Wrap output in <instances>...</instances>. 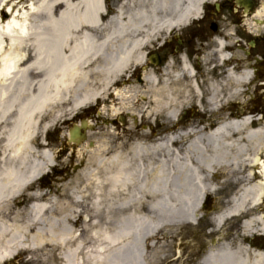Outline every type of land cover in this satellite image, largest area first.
<instances>
[{"label": "bare ground", "instance_id": "bare-ground-1", "mask_svg": "<svg viewBox=\"0 0 264 264\" xmlns=\"http://www.w3.org/2000/svg\"><path fill=\"white\" fill-rule=\"evenodd\" d=\"M118 1L25 0L30 7L21 3L22 8L29 14L11 12L9 28L0 33L10 42L0 48V264L46 246L55 247L58 264H152L158 251L147 256L146 239L176 226L195 225L204 208L202 197L219 192L229 198L204 224L217 231L229 219L241 218L242 238L212 244L199 264H264V248L244 245L245 238L264 231V120L250 127V116L221 117L217 111L220 93L225 90L229 98L239 94L252 81V72L228 68L222 82L207 81L203 87L184 54L178 64L162 66L160 76L152 67L142 75L170 132L156 136L160 127L155 124L134 138L127 152L113 150L119 141L92 144L88 165L79 175L94 191H70L69 202L34 201L22 223L8 220L11 200L54 166L43 146L49 126L39 127L42 116L63 103L72 113L105 98L125 71L144 64L146 47L199 18L206 3L220 0H151L149 11L130 15L123 10L129 0ZM27 37L37 38L34 46L19 48ZM226 44L221 37L214 42L219 66L230 61ZM181 79H187L188 87L181 88ZM126 95L115 92L121 102ZM188 100L210 111L213 127L176 120ZM80 193L90 197V228L84 237H78L74 219ZM102 197L115 218L97 220L93 214L101 209ZM87 234L92 238L87 240Z\"/></svg>", "mask_w": 264, "mask_h": 264}, {"label": "rangeland", "instance_id": "rangeland-1", "mask_svg": "<svg viewBox=\"0 0 264 264\" xmlns=\"http://www.w3.org/2000/svg\"><path fill=\"white\" fill-rule=\"evenodd\" d=\"M37 0H34L36 2ZM253 5L251 8L252 16H259L258 12H261V14L264 13V0H252ZM20 2V3H19ZM129 3L126 4L123 7L124 13L126 15H130L131 13L138 14V13H145L149 11L151 0H129ZM25 4V7H30L28 2H25V0H8V2H5V0H0V33L4 34L7 29L9 28L8 22L11 20L12 15L15 13V11H19L20 15H28L29 13H26L25 7L22 4ZM121 1H118V4H120ZM220 4V8L218 11H216L215 4ZM216 3H206L204 5L207 8L205 11L206 13H209L211 16L212 13L219 16L218 18V35L219 37H222L223 34H231L230 37H236L234 32H236L238 35H241L243 37H248L249 39H255V36H261L264 33V28L260 27L257 28L254 23H249L247 21L239 22L237 18V15L241 13V9L238 8L235 5V0H220ZM20 5V6H19ZM12 12V15H11ZM236 14V16H235ZM202 15V10L201 14ZM18 16V15H17ZM264 17V14L262 15ZM19 17V16H18ZM33 19V17H30ZM36 18H39V16H36ZM262 19L261 17H259ZM200 18H198L195 21H192L188 24V26L183 27L182 29H178L177 31H180L182 33L190 30H200ZM210 22V28L214 25L213 23L215 20H213V17H210L208 19ZM216 23V22H215ZM245 23V24H243ZM8 26V28H6ZM245 29V31L243 29ZM251 32V33H248ZM207 35H210L209 33ZM228 36V35H227ZM160 38V37H158ZM157 38V39H158ZM206 40V38H204ZM204 40L200 41V46L203 47ZM37 41L36 37H27L25 39H22L20 43H18L19 48H24V50L27 48H32V45L34 46V42ZM203 42V43H202ZM193 42H188L183 45V49L188 46V48L191 46L193 47ZM10 44L9 39L5 38L4 35L0 38V48H5ZM199 45V41L194 42V46L197 47ZM206 45V51L211 53L210 48ZM149 47H146L144 52L150 51ZM256 52L253 53V57L255 56ZM195 54L194 56H191V54L188 55L189 61L192 63L193 71L196 74V80L201 84L203 87H205L207 81L214 82V83H220L222 82V78H224L223 73L225 69H228L230 67H226L227 65H220V62L217 59L216 52L214 53L216 59H211L210 55V63L207 65L208 68L205 69V72H207L206 75H204L201 71L202 68H199ZM238 55L237 57H243V54L240 55L239 52L236 53ZM233 59V56H231V60ZM248 62V61H247ZM212 64H215L212 66ZM258 65V66H257ZM242 64L241 66H234L233 70L235 72H239L241 70H250L253 71V74H255V78L252 81V83H249L243 87H241L240 93L237 95H234V97L229 98V96H224V92L220 93V100L219 105L221 108L224 105H231L232 110L231 113L234 112V110L240 106V105H246L253 107H259L261 105V65L260 64ZM257 66V67H256ZM255 67L257 68V71H255ZM136 69V68H135ZM157 72L161 69H153ZM132 71V69H128L125 71V74L120 76L118 81L114 82L113 85H110L109 91L105 98L98 99V101H94L92 104H89L81 109L75 110V112H72L69 110V107H67V103L61 104V108H55L52 111H47L45 113L40 121L39 127L44 126L48 124V128L46 129L45 133L43 134V146L49 150V153L51 156H53L54 159V166L50 167V169L53 171L54 168L57 169L56 174L53 178L49 176V174H45L41 176L38 180H36L34 183L29 185L23 193H21L20 196L15 197L11 200L9 203L6 212L7 217L10 222H14L13 220H19L21 223L25 220L27 217V212L25 211L27 206L37 200H46L48 198L54 199V201L64 200L62 202H68L72 199V196L69 195L70 191H75L76 193L84 190H90L94 191L92 189V185H90L83 176L79 175L81 170L85 168L88 164L87 159L92 149H89L87 147L88 142H94V144L97 146L100 142L106 140V141H119V143H116L118 146H113V150H120L122 152H127V149L129 148L127 145H122V143L127 140L126 137H120L121 133L120 131H126L129 132L131 130V134H134L132 130H134V120H141L139 125H137L136 128H151L153 127V124H157L160 128L157 129L156 136H161L167 132L165 131V125L163 124L165 122V116L163 115L162 110H159L157 108V104L153 100V93L151 91V88L149 85H145L143 80L140 81L141 85L138 86L135 82H125L124 79L126 76ZM141 70H136V73H140ZM204 72V71H203ZM144 74V71L142 70L140 76ZM159 75V74H158ZM160 76V75H159ZM172 82V79H169V82ZM181 88L188 87V81L187 79H181L179 81ZM223 86V85H222ZM224 88V86H223ZM121 91L124 93H127L126 98L124 102H121L120 100L116 99L115 92ZM181 93L177 94V97H180ZM223 97V98H222ZM205 107V106H204ZM220 108V109H221ZM260 109V108H258ZM191 112H186L190 111ZM180 112L185 113L184 119L180 122V124H191L196 125L199 124V127L209 126L213 127V125H209L208 120H212L210 111L203 109L202 105H198L195 103L194 100H188L185 103L182 104V108L179 110ZM219 112V110H217ZM236 112L237 109H236ZM235 112V113H236ZM71 113V114H70ZM98 113V115H97ZM183 113V114H184ZM212 114V113H211ZM220 116L222 115L219 112ZM246 114V113H244ZM192 116V117H189ZM244 116V115H243ZM119 117H124V123L120 122ZM223 117V116H221ZM241 117V116H240ZM239 118V117H236ZM90 120V124L92 125V131H88L86 136V142L82 143L81 145L73 146L69 142H67V135L68 130L74 125L79 122V120ZM114 121L112 122V120ZM218 117L215 119L217 122ZM214 121V122H215ZM263 121V119H262ZM215 122V124H216ZM150 130V129H149ZM116 137H119V139H115ZM126 138V139H125ZM132 140V139H131ZM39 139H37V142H35L36 147L38 149L42 148L40 144H38ZM38 144V146H37ZM43 147V148H44ZM113 150H110V152H113ZM93 169L95 167H92ZM43 181L47 182L46 187H42ZM54 190H63L66 191V194H43L40 193V196L36 197L33 194H30L32 190H43L45 189V192H47L46 189H52ZM28 192V193H27ZM57 195L58 197H56ZM229 194H226L225 192H219L215 196H209L206 198L205 203L203 205V209L198 212L200 214V218L196 221V225H186V226H176L173 227L166 232L169 234H164L165 231H160L157 235L159 237L160 235L166 237V238H172L171 241H168V243H165L159 246H155L152 249V253H150L149 257L153 255L156 251H158L154 256L155 259L152 262V264H199L201 256L204 254L205 250L212 245V242L214 244H217L221 241H227V240H238L242 238V232H241V226L239 223V219L241 218H235L236 220H231V222H225L224 225L220 230H213L212 227L209 224H204V221L209 218V213L213 212L214 208H218L225 202L229 197ZM91 196V194H90ZM90 199V197H86V194L80 193L79 194V205L77 206V216L80 213V207L82 205H85L88 207L87 203L84 202V200ZM81 200V201H80ZM102 204L101 209L98 211H93V214L96 215L97 220L102 219L104 220L105 212H109V210L112 208V206L108 209L105 204L106 200L105 197H102ZM200 209V207H199ZM113 213V212H112ZM90 215V208L88 207V210H86V216L88 217ZM91 218V217H90ZM241 222V221H240ZM228 223V224H227ZM80 227H76V230H78V237H84V233L88 231L90 228L89 222L85 221L84 223H81ZM238 224V225H237ZM84 227V228H83ZM171 232V234H170ZM200 237V238H199ZM92 238L87 234V240ZM174 238H192L194 239L197 244L200 243V257L198 260L193 263L190 259V257L186 258V256H183L182 254L179 256L174 255L172 253L171 257V246L173 243L176 246V240ZM264 244V231L262 234H256L253 237L249 236L245 238L244 245L248 246L251 250L260 249L259 247ZM181 248L183 253L186 251V247L184 245H179L178 248ZM55 247L52 246H46L43 249H40L38 251L31 250L27 252H20L16 256H14L12 259L7 260L3 264H58L59 260L55 254L54 251ZM262 249V248H261ZM161 252V253H160ZM184 261V262H183Z\"/></svg>", "mask_w": 264, "mask_h": 264}, {"label": "flooded vegetation", "instance_id": "flooded-vegetation-1", "mask_svg": "<svg viewBox=\"0 0 264 264\" xmlns=\"http://www.w3.org/2000/svg\"><path fill=\"white\" fill-rule=\"evenodd\" d=\"M113 8V7H112ZM251 9L249 10V13L245 14L243 13V10L241 9V13L239 15H237V18L239 20V22L242 23V21H247L249 23H251V19H252V14H251ZM211 16L209 13H204L202 16V19L200 20V30L194 31V30H190V31H186L184 33L177 31V30H172L167 32L166 34L162 35L160 38L156 39L154 41V43H152L150 45V51H148L147 57L144 61V64L142 65V67H135L136 69H134V71H132L131 73H129L126 76V79H124L125 81H131V82H135L138 84V86L141 84L140 81L142 80L140 78V74L142 72V70L144 69H148V68H159L161 69L162 66H164L167 63H170V61H172V64H178V57L181 56L182 54L188 56L189 54H191V56L196 55L197 61H195V63H197V65L199 66V68H202L201 71L202 73L205 75V69L208 68V64L210 63L211 59H216L215 55H214V42L217 41V39L219 40L220 37L218 35V18L219 16L212 13ZM236 16V14H235ZM210 17H213V20H215L214 27L215 29L210 28V24H209V20ZM245 24V23H243ZM264 28V26H263ZM243 29V28H242ZM245 31V29H243ZM210 35H207V34ZM251 33V32H248ZM264 33V32H263ZM234 34L236 35V37H227V35L223 34V36L221 37L222 40L226 41V46L227 49L226 51L229 52L230 56H233V59L229 61V63L227 64L226 67H230L231 69L234 68V66H238V65H242V64H260L261 65V82H262V89H261V105L259 107H253L252 105H250L249 107L246 105H242L237 107V111L239 113H249V114H255L257 112H261L262 114H264V34L261 36H255V39H249L248 37H243L241 35H238L236 32H234ZM252 34V33H251ZM204 38H206V40H204ZM204 40L203 43V47L200 46V41ZM199 41V45L197 47L194 46V42ZM188 42H193V47L191 48V46L188 48V46L186 48L183 49V45L185 43ZM252 42L254 43V45H252ZM207 47L210 48L211 53L206 51V45ZM239 52L240 55L243 54V57H237L238 55H236V53ZM256 52L255 56L253 57V53ZM210 55H213L214 57L211 56V59L209 58ZM151 56L153 57V61L155 63H157L156 65H153L148 57ZM150 58V57H149ZM248 61V62H247ZM215 64H212V66H214ZM258 66V65H257ZM141 70L140 73H136V70ZM204 71V72H203ZM260 108V109H258ZM232 107L229 105H226L224 108L220 109L219 112L223 115H228L231 113ZM186 112H191L190 111H186ZM234 112H236V109L234 110ZM233 112V113H234ZM184 112H179L178 113V118L180 120H183L185 117V113ZM192 117V116H189ZM122 121L124 122V119H122ZM141 120H137L136 123L134 124L133 128L134 130H132L134 133H137V135L135 134H131L128 133L126 131L121 130V136L120 137H126L127 140H125L124 144L129 145L132 143L134 138H138V136L142 135L143 133H147L150 132L151 128L148 127L147 128H141V127H137V125H139ZM153 127H155V124H153ZM150 129V130H149ZM125 138V139H126ZM132 139V140H131ZM57 169H53V171L51 172V174L49 175L51 178H53L56 174ZM46 181H43L42 185H45ZM50 195H54V194H66V191L63 190H54V189H49L47 190V192H44ZM56 197H58L57 195H55ZM61 202L64 200H60ZM71 201V200H70ZM81 201V200H80ZM89 199L88 200H84V202L89 203ZM69 202V201H68ZM79 205V203H78ZM75 206V209H77V206ZM81 209L79 210L80 213L77 216L78 211L76 212V215L74 217V219L77 221L76 223V227H80V225H82L81 223H84L85 221H88L89 218L91 217V215H89L88 217L86 216V210H88V207L85 205L79 206ZM106 216H110L112 218H115L116 214L115 213H109L105 212L104 218H106ZM200 238V237H199ZM171 237L170 238H166L162 235H160L159 237H149L146 239V241L144 242V250L147 253V256L150 255V253H152V249L155 246H159L168 243V241H171ZM176 240V246L172 244L171 246V257H172V253H174V255L179 256V254L186 256V258L190 257L191 261L193 263H195L196 260L199 259L200 257V243L197 244V242L192 239V238H174ZM179 245H184L186 247V251L183 253L182 249L178 246ZM184 262V261H183ZM178 264H182L179 263Z\"/></svg>", "mask_w": 264, "mask_h": 264}, {"label": "water", "instance_id": "water-1", "mask_svg": "<svg viewBox=\"0 0 264 264\" xmlns=\"http://www.w3.org/2000/svg\"><path fill=\"white\" fill-rule=\"evenodd\" d=\"M245 2H246V4H245ZM238 4L245 8L246 6L248 7L250 5V1L245 0L244 2L243 1L238 2ZM254 21H255L256 24H260L261 23L260 20H254ZM80 126L81 127H86V122L82 121ZM80 137H81V135L79 133V127L75 126L73 129H71L69 131V139H68V141L69 142H77L78 141L77 139H79Z\"/></svg>", "mask_w": 264, "mask_h": 264}]
</instances>
